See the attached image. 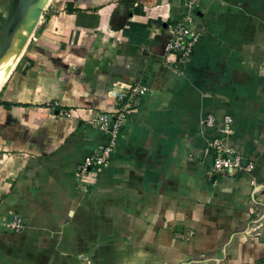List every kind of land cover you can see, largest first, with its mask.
Here are the masks:
<instances>
[{
	"label": "crops",
	"instance_id": "crops-1",
	"mask_svg": "<svg viewBox=\"0 0 264 264\" xmlns=\"http://www.w3.org/2000/svg\"><path fill=\"white\" fill-rule=\"evenodd\" d=\"M186 15L181 65L166 27ZM135 86L111 158L78 175L108 142L89 121ZM224 116L253 169L212 180ZM13 214L0 264H264V0H51L0 77L1 229Z\"/></svg>",
	"mask_w": 264,
	"mask_h": 264
},
{
	"label": "built area",
	"instance_id": "built-area-1",
	"mask_svg": "<svg viewBox=\"0 0 264 264\" xmlns=\"http://www.w3.org/2000/svg\"><path fill=\"white\" fill-rule=\"evenodd\" d=\"M197 2L198 0H184V4L190 10L196 6ZM192 23V17L186 15L166 27L169 39L165 46V53L166 55H175L181 65H185L190 60L199 40V35L193 30ZM169 68L173 70V67L169 66ZM144 93L145 90L139 86L131 87L125 92L119 91L116 94V99L122 104L118 110L91 118L89 121L91 125L97 126L108 134V142L105 146L100 147L96 154L84 158L78 167V175H86L91 170L102 168L107 164L115 150L125 118L134 111L138 104V97ZM75 112L62 110L58 112V115L66 119L79 118V113ZM232 123L230 116H224L221 126L217 129V135L209 139L207 143V151L212 157V165L207 172L209 177L241 170L250 172L253 169V165L247 162L237 150L226 145V141L233 133ZM203 124L212 127L214 125L213 116L208 115ZM2 227L10 232L20 233L24 228V221L21 216L13 214L10 219L2 222Z\"/></svg>",
	"mask_w": 264,
	"mask_h": 264
},
{
	"label": "water",
	"instance_id": "water-1",
	"mask_svg": "<svg viewBox=\"0 0 264 264\" xmlns=\"http://www.w3.org/2000/svg\"><path fill=\"white\" fill-rule=\"evenodd\" d=\"M7 0V5L3 7L1 12L5 17L2 29L0 30V58H2L4 52L9 47V43L12 41L17 29L24 24V20L28 17L29 11H38L42 14L45 7V1L43 0H17L14 4V10L11 12V4ZM37 24H33V28H29V32L36 29ZM215 176L212 177V180Z\"/></svg>",
	"mask_w": 264,
	"mask_h": 264
},
{
	"label": "bare ground",
	"instance_id": "bare-ground-1",
	"mask_svg": "<svg viewBox=\"0 0 264 264\" xmlns=\"http://www.w3.org/2000/svg\"><path fill=\"white\" fill-rule=\"evenodd\" d=\"M6 5L7 0H0V11ZM39 17H41V14L38 11H29L28 17L24 20V24L21 25L15 32L12 41L9 43V47L4 52L2 58H0V77L7 71V69L9 68V64L11 62H14L15 59L13 58L18 56L19 53L23 51L22 49L19 50L16 47L19 46L23 48V42H28L30 36L32 35V31L29 32V28L32 29L33 24H37V20ZM10 59L13 61H11Z\"/></svg>",
	"mask_w": 264,
	"mask_h": 264
},
{
	"label": "flooded vegetation",
	"instance_id": "flooded-vegetation-1",
	"mask_svg": "<svg viewBox=\"0 0 264 264\" xmlns=\"http://www.w3.org/2000/svg\"><path fill=\"white\" fill-rule=\"evenodd\" d=\"M43 1H46V0H43ZM17 2V0H13V1H10V4H11V12L14 10V4ZM5 21V17L3 15V12L0 11V30L2 29V26H3V23ZM27 43L26 42H23V48L17 46L16 48L19 49V50H23L25 49Z\"/></svg>",
	"mask_w": 264,
	"mask_h": 264
},
{
	"label": "rangeland",
	"instance_id": "rangeland-1",
	"mask_svg": "<svg viewBox=\"0 0 264 264\" xmlns=\"http://www.w3.org/2000/svg\"><path fill=\"white\" fill-rule=\"evenodd\" d=\"M51 0H46L45 1V7L43 8V11H44V9L49 5V2H50ZM43 11H42V13H43ZM28 43V42H27ZM23 51H24V49H23ZM23 51H21L20 53H19V55L18 56H16L15 58H13V59H15V60H18L19 59V57H20V55L23 53ZM14 56V55H13ZM11 60V59H10ZM11 61H13V60H11ZM0 230H1V233H7V234H13L14 232H10V231H8L7 229H5V228H0ZM14 234H18V233H14ZM17 263H18V261H17Z\"/></svg>",
	"mask_w": 264,
	"mask_h": 264
}]
</instances>
